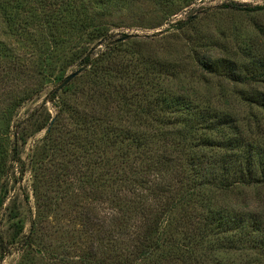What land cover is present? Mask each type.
I'll return each mask as SVG.
<instances>
[{
  "label": "rangeland",
  "instance_id": "rangeland-1",
  "mask_svg": "<svg viewBox=\"0 0 264 264\" xmlns=\"http://www.w3.org/2000/svg\"><path fill=\"white\" fill-rule=\"evenodd\" d=\"M109 1L103 17V22L109 25V41L116 43L123 35L133 36L132 40H126L123 50L149 59L157 69L170 71L168 80L162 81L165 89L174 94L189 92L194 105L205 106L231 122L233 129L227 132L231 141L212 138L220 143L213 154L207 152L215 163L213 169H221L225 164L227 169L244 171L249 168L248 157L255 164L264 159V111L252 102L259 94L264 99V80H250L251 69L264 61V11L224 8L228 1L262 6L264 0ZM187 20L191 23L185 28H171L174 23ZM4 31L0 17V39L8 49L7 56L0 60V135L5 133L6 119L16 101L19 97L24 98L25 102L15 110L12 118L22 121L19 133L22 135L16 139V144L24 165L23 169L18 165L9 172V176L15 173L14 180H2L8 192L0 207V227L8 239L7 219L15 217L21 221L23 232L22 239L9 247V254L0 259V264H81L79 257L93 253L98 259L132 258L138 232L149 217L147 213L153 215L166 202L165 196L156 197L149 189L157 183L166 186L174 177L160 175L158 170L148 173L141 171L143 169H129L125 164L107 170L93 169V176L92 160L69 144L82 134L84 138H91L93 133L90 129L84 131L79 119L97 110L98 92H92V79L78 66L59 71V62L70 58L71 50H58L55 58L58 63L53 72L45 79L41 78L38 64L44 33L27 30L28 33L22 36H2ZM102 48L103 45H98L92 51L97 53ZM18 57V64L12 63ZM208 58L235 63L242 72L246 70L244 75L249 81L237 84L206 74L195 60ZM74 72H77L76 77L59 90L60 82ZM132 90L128 88L127 93ZM53 92L57 94L55 101L50 100ZM57 101L63 102L66 112L55 121ZM111 119L120 125L133 122L130 114ZM51 128L53 135L48 141L45 134ZM1 139L3 148L9 145V141ZM234 175L229 178L230 183L241 181ZM91 176L101 178L96 183L97 191L92 190ZM254 177L255 182L251 184L228 185L229 191L215 192L219 202L216 208L229 213L235 220L241 218L246 225L253 222L259 225L258 232L264 239V180L257 170ZM134 179L141 184L131 186L129 182ZM206 184L210 186L212 182L208 180ZM134 190L144 196L145 215L138 208L130 210L125 206L126 198L137 196L133 195ZM86 212L113 226L114 242H106L103 234L104 240L96 241L85 232L82 214ZM186 224V228L192 230L188 221ZM251 230L250 227L243 232L239 242L228 244L219 264H264V260L259 259L264 243H259V233H250ZM202 251L206 253V250ZM198 258L193 264H216L212 263L213 257L206 261ZM148 259L142 264H185L165 253L154 256L150 262Z\"/></svg>",
  "mask_w": 264,
  "mask_h": 264
},
{
  "label": "trees",
  "instance_id": "trees-1",
  "mask_svg": "<svg viewBox=\"0 0 264 264\" xmlns=\"http://www.w3.org/2000/svg\"><path fill=\"white\" fill-rule=\"evenodd\" d=\"M109 2V0H0V17L5 25L2 36H22L28 33L27 30L32 32L40 30L44 33V45L40 51L38 64L41 78L45 79L53 72L58 63L55 59L58 50L63 52L71 50L73 55L59 62V71L63 72L68 66H78L92 79V92H98L95 99L97 110L79 119L82 121L84 131L90 129L93 133L91 138H84L82 134L69 144L87 154L92 160L93 168L90 169L93 176L95 173L93 169L107 170L125 164L129 169H143L141 171L145 170L148 173L151 170H158L160 175L174 177L166 186L157 183L149 189L156 197L165 196L166 202L153 215L147 213L149 217H146L145 225L138 232L137 246L132 258L98 259L97 254L93 253L79 257L80 263L142 264L148 258L152 260L154 256L165 253L185 264H193L198 257L199 260L203 258V261L213 257L215 260L212 263L219 264L218 261H222V252H225L228 244L239 242V236L248 228H252L250 233H259L260 228L254 222L252 225H246L241 218L235 220L229 213L217 209L219 202L214 193L229 191L228 185L255 182L256 170L264 180V159L258 160L255 164L248 157L246 162L249 168L244 171L227 169L224 160L221 169H213L215 163L213 159H209L210 155H207V152H214L215 148L220 147V143L212 138L216 137L215 140L227 138L228 129H233L231 122L223 118L222 114L213 113L205 106L194 105L191 93L181 91L174 94L165 89L162 81L168 80L170 71L166 73L160 68L157 69L156 64L149 59L146 60L131 50H123L127 45L126 40H132L133 36L123 35L124 42L109 41V25L103 22L104 13L107 11L106 5ZM96 8L98 10L95 12ZM224 8L259 12L264 11V4L251 6L228 1ZM190 23L189 20L178 21L171 25V28L180 30ZM98 45H103V48L95 53L92 49ZM6 51H8L6 44L0 39V60L7 56ZM17 59L12 63L18 64L20 58ZM195 63L206 74L225 78L232 83L242 84L249 81L244 75L246 70L242 72L233 62L208 58L196 59ZM251 72L250 80L252 78L264 80V61H261L256 69L252 68ZM128 88L133 90L127 93ZM54 93L51 94V101L56 99L57 94ZM262 97L259 94L252 102L264 111ZM24 102V98H18L9 118L6 119L5 133L0 135L3 140L9 141V145H3L5 148L0 145V207L8 192L2 180H14L15 173L12 172L9 176V172L18 165L23 169L21 167L24 165L16 144V139L19 140L22 135L19 134L22 121L12 119L15 117V110ZM56 104L58 109L55 121L66 112L63 102L57 101ZM126 114H130L133 119L131 125H120L111 119ZM45 135L46 140H51L53 128ZM229 141L231 139L227 138V142ZM126 174L125 178L128 177ZM232 175L241 181L230 183L228 180ZM91 178L92 180H89L92 181V190L97 191L96 183L101 178L92 176ZM208 180L212 182L210 186L206 184ZM112 183L116 184L114 181ZM136 183L140 182L136 179L129 182L131 186H135ZM133 195L137 196L124 200L125 206L130 210L138 208L142 215H145L144 196L139 195L136 190L133 191ZM82 216L85 232L93 239L104 240L103 234L106 242H114L113 226L108 221L92 215L91 212H86ZM187 221L191 224L192 230L186 228ZM7 224L10 232L8 239L0 227L1 260L9 254L10 246L16 245L22 239L21 221L10 217ZM258 236L259 243L263 244L261 234ZM250 238L251 236L248 237ZM202 250H206V253ZM202 254L207 256L204 257ZM259 259L264 260V251Z\"/></svg>",
  "mask_w": 264,
  "mask_h": 264
},
{
  "label": "water",
  "instance_id": "water-1",
  "mask_svg": "<svg viewBox=\"0 0 264 264\" xmlns=\"http://www.w3.org/2000/svg\"><path fill=\"white\" fill-rule=\"evenodd\" d=\"M125 38H122L118 41H124ZM116 41V42H118ZM77 75V72L71 73L70 75H68L67 77H65L59 84L58 89L61 90L62 88H64L66 85H68Z\"/></svg>",
  "mask_w": 264,
  "mask_h": 264
}]
</instances>
